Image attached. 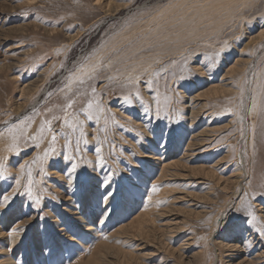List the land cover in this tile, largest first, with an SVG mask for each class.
I'll use <instances>...</instances> for the list:
<instances>
[{
	"label": "rangeland",
	"instance_id": "1",
	"mask_svg": "<svg viewBox=\"0 0 264 264\" xmlns=\"http://www.w3.org/2000/svg\"><path fill=\"white\" fill-rule=\"evenodd\" d=\"M0 165V264H264V0H0Z\"/></svg>",
	"mask_w": 264,
	"mask_h": 264
},
{
	"label": "snow or ice",
	"instance_id": "2",
	"mask_svg": "<svg viewBox=\"0 0 264 264\" xmlns=\"http://www.w3.org/2000/svg\"><path fill=\"white\" fill-rule=\"evenodd\" d=\"M77 79H79V78H77ZM80 82L83 83L84 81L81 79ZM125 99L127 100V97H126ZM128 102L130 103V101H128ZM72 104H73V101L69 100V102H68V104H67V108H71V107H72ZM91 107H92V105L89 104V105H88V108L90 109ZM88 118L91 119L92 117L89 115ZM54 119H58V117H54ZM45 124H47V125L49 126V130H50V124H51V122H50V121H46ZM65 124H66L67 126H69V127H72L71 123H70L67 119H65ZM15 131H16L15 128H10V129H8L9 134H11V135H12V138H13V144L11 145V147H10V149H9L10 151H15L16 148H17V145H16V143H15V141H16V139H17V137H16V135H15ZM43 131H44V126L42 125V126H41V132H43ZM55 142H56V136L53 135V136H52V140H51V145H52V146H50L49 149H47V150L45 151V153H44V157H47L48 155H50L52 152L55 151V147H54ZM97 151H98V150H97ZM65 158L67 159L68 157H65ZM37 159H39V157H38ZM2 168H3V166L0 165V172H2ZM22 170H23V169H22ZM73 170H75V169H73ZM30 183H31V182H30ZM17 184H19V181H17ZM153 190L155 191V187H154ZM30 191H31V188L29 187V192H30ZM4 199H5V201L7 202L8 199H9V197L6 196V197H4ZM249 215L252 217V220L249 221V222H250V223H251V222H255V221H256V217H255V215H253L251 212H249ZM12 234L15 235V232H13Z\"/></svg>",
	"mask_w": 264,
	"mask_h": 264
},
{
	"label": "bare ground",
	"instance_id": "3",
	"mask_svg": "<svg viewBox=\"0 0 264 264\" xmlns=\"http://www.w3.org/2000/svg\"><path fill=\"white\" fill-rule=\"evenodd\" d=\"M128 260V259H127Z\"/></svg>",
	"mask_w": 264,
	"mask_h": 264
}]
</instances>
